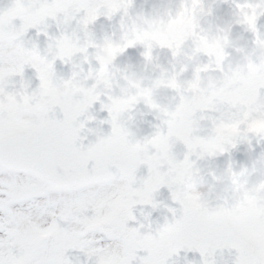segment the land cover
Here are the masks:
<instances>
[{"label":"snow or ice","instance_id":"snow-or-ice-1","mask_svg":"<svg viewBox=\"0 0 264 264\" xmlns=\"http://www.w3.org/2000/svg\"><path fill=\"white\" fill-rule=\"evenodd\" d=\"M41 2L44 0H12L11 5L16 7L9 9L8 27L0 28V100L10 91L7 86L12 77L22 76L25 66L35 70L26 56L29 52L38 53L39 48L35 43L25 47L22 37L28 29L35 28L37 34L42 32L54 39L56 36H48L46 31L49 20L56 22L59 34L66 35L78 30L81 21L86 25L95 21L97 17L84 16L88 7L99 9L98 15L110 9L108 17L119 11L118 6L104 0H69L71 6L79 9L74 15L56 12L37 20L24 15L25 8ZM47 3L56 7L54 0ZM130 6L131 0H127L125 10ZM236 8L254 14L249 30L258 40L261 36L255 20L264 13V4L237 3ZM17 19L18 26L13 23ZM73 23L76 27H72ZM176 54L172 52L173 56ZM50 68L48 79L35 71L39 80L35 91L42 98L38 112L23 107L0 108V264H72L65 255L69 250L83 253V264H167L181 249L199 252L201 264H217L216 254L223 249L235 250L231 264H264V214L242 215L233 222H209L201 209L190 204L186 185L178 186L170 175L168 165L190 166V150L177 160L172 153L174 144L170 145L167 163L149 165L147 174L138 177L140 165L131 161L118 142L107 151H97L99 143L95 140L85 145L79 135V118L88 114L99 97H93L83 107L78 106V96L56 102L49 89L64 78H57L54 67ZM20 83H24L23 79ZM262 90L264 85L254 91L250 117L264 111ZM101 107L107 105L102 103ZM223 110L216 112L213 119ZM57 112L62 118H57ZM88 117L92 118L91 114ZM108 122L111 123V113ZM203 122L197 127L200 135L208 128L201 127ZM116 132L113 125L106 135L113 137ZM145 186H150V198L145 203L155 207L154 194L166 186L171 200L178 205L169 208V238L158 248L150 246L149 238L138 231L139 227L128 226V221L135 219L128 194ZM159 228L160 225L155 230ZM141 251L146 255L138 256Z\"/></svg>","mask_w":264,"mask_h":264},{"label":"clouds","instance_id":"clouds-1","mask_svg":"<svg viewBox=\"0 0 264 264\" xmlns=\"http://www.w3.org/2000/svg\"><path fill=\"white\" fill-rule=\"evenodd\" d=\"M10 7L16 5L10 4L7 8L0 9V25L3 29H7L9 24ZM39 7L41 12L38 14L41 16L53 15L56 12V8L49 10L46 4H41ZM210 15L211 10L206 11L201 6L200 0H178L175 5L171 0H162V3L152 11L139 12L134 18L128 17V22L125 23L123 16H128V11L124 8L119 38L114 40L111 36L105 37L96 44L91 53L93 59L103 68L111 65L113 57L122 48L133 44L143 47L144 66L135 71L127 68L116 69L112 73V83L105 85L109 91L116 93L119 115L135 118L137 105H143L152 113L155 109L154 120L160 119V123L164 124L166 121L162 117L168 115L167 105L172 103V90H175L177 95L184 93L181 105L192 104L199 100L201 110H208L205 113L207 118L200 121H208L210 126L204 135H198L225 147L246 140L250 134L264 136V111L259 112L255 117L249 116V105L253 103L254 97L241 100L239 103L232 99L234 92L250 74L259 71L264 75V37L261 36L254 41L255 48L247 51L231 38L230 24L218 25L205 19ZM201 20L204 26H201ZM253 22L254 14L251 11L237 9L233 23L250 29ZM184 25H187L186 38L191 41V52L184 54L178 46L177 54L173 59L175 60L177 55H183L185 62L179 63V71L176 70L175 65L170 71L155 63L152 52L156 48L163 49L161 44L167 47L169 41L166 37ZM77 31L81 33L84 31L83 22L78 30H73V32ZM62 41H64L63 35L59 41L47 40L43 49L45 54H51L53 58L59 55L60 53L54 52L53 48L61 47ZM73 50L77 49L73 47ZM37 54V52H29L26 60H34ZM190 64H193L190 75L181 79V76L188 72ZM221 67L224 71L219 72ZM88 76H93V73L89 72ZM217 84L220 88L216 87ZM229 87L233 92L224 91ZM51 89H54L58 97H64L66 88L60 83L55 84ZM205 92H208L207 96L204 95ZM41 102V96L35 89L29 90V86L24 82L19 83L18 88L13 87L3 94L0 108L7 110L10 107H23L26 111L36 113L40 109ZM225 104L227 107H223ZM221 108L224 110L220 112V116L213 119V114ZM87 119L89 122L92 120L89 117ZM128 122L131 123L133 120L130 119ZM80 124L79 134L84 132L81 136L83 140L88 135L95 136V141L98 143L107 140V136L102 134L98 127L85 129L84 122ZM140 130L137 126V131ZM135 136L137 137L136 133ZM159 142V128H157L155 132L139 136L133 148L142 157H146ZM190 151L197 160L211 157L216 153L215 149L203 146H199L197 150V145H193ZM195 163V160L190 161V166L186 168L182 164L177 172V185H186L185 191L190 204L201 209L209 222L217 219L233 222L238 219V210H254L264 205V160L261 161L260 169L254 166L251 171L243 166L236 171L229 167L222 175L213 176V183H208L199 176V169L195 167ZM128 198L133 201V207L142 206L140 214L145 220L151 212H145L143 206L149 205L152 210L164 207L158 205L156 201L155 207L145 203L150 198L149 192L138 195L132 192L128 194ZM167 225L168 216L163 215V223L158 230L145 232L153 248L162 246L167 240L169 232Z\"/></svg>","mask_w":264,"mask_h":264},{"label":"water","instance_id":"water-1","mask_svg":"<svg viewBox=\"0 0 264 264\" xmlns=\"http://www.w3.org/2000/svg\"><path fill=\"white\" fill-rule=\"evenodd\" d=\"M12 0H0V9H5L10 6ZM56 4V12H66L69 15H74L79 9L71 6L69 0H54ZM46 4L48 9L53 7L49 6L47 0L41 3H32L30 7L23 10L24 15L29 19L37 20L41 17L39 12L41 9L39 5ZM55 12V13H56ZM45 16V15H44ZM15 25H19L20 21L14 20ZM49 27L46 29L48 36H56L54 39H49L42 32L37 34V29L30 28L24 34L22 39L27 41L25 47H31V43H35L39 52L37 58L46 63L49 71L50 66L54 67L57 78H64L60 83L66 88L63 98L58 97L55 94L54 89L49 92L51 97L56 102L69 101L73 96H78L79 107L86 105L93 97H99L91 104V108L88 109V114H91L92 120L88 121V114L82 115L79 119L80 122H84L85 129L87 128H99L102 134H107L112 126L117 128L115 136H107L105 142L99 143L97 151H107L114 142H118L128 153L129 158L136 164L140 165L137 171V176H144L147 174V166L159 165L161 163H167V156L169 154L170 145L174 144L172 153L177 160L183 159L186 151L191 150L193 145L207 147L209 149H215L217 152L223 144H217L211 140L206 139L203 136L198 135L197 127L201 119H206L205 113L207 109L201 110L199 107V100L194 101L192 104L181 105V100L184 95L181 92L177 95L175 90H172V103L167 105L168 115L162 118L166 123L161 124L160 119L154 120L155 109L153 113L144 108L143 105H137L135 118L122 117L118 114L119 105L116 101V93L109 91L105 85L112 83V73L116 69H130L132 71L142 68L143 66H137L125 58L114 56L111 65L101 67L95 59H93L91 53L97 44V28L94 23L90 25L84 24V31L81 32H69L68 34H59L56 22L49 20L47 22ZM82 23V21H81ZM80 23V25H81ZM72 27H76L73 23ZM0 28H3L0 25ZM61 35L64 37L62 46L59 48L54 47V52H59L55 58L51 54H45L44 48L46 47L47 40H60ZM73 47L77 50H73ZM86 57L87 59H83ZM175 64H168L165 67L170 71ZM176 70H178L177 65ZM92 72L93 76H88V73ZM150 75V73H146ZM70 81V82H69ZM79 81V83H77ZM106 104L107 108H102L101 104ZM163 107V106H161ZM109 113H111V123H109ZM57 118H62L61 114L57 112ZM133 122L129 123V120ZM137 126L141 129L137 131ZM210 126V122L204 121L203 127ZM159 128L160 142L154 148H152L146 157H142L137 150L133 148L136 143V139L139 136L148 135L152 131ZM135 133L137 137L135 136ZM80 136L84 135L82 131ZM95 136L88 135L83 143L87 145L89 141H94ZM261 142V137L249 135L246 140L237 142L233 147H227L224 152H217L211 157H205L197 160L196 157L190 156V160H195V167L199 169V176L206 180L208 183H213V176H219L225 173V171L231 167L234 171L239 170L240 167L250 169L255 164L256 151ZM170 168V175L173 182L178 183L177 172L182 167V164L168 165ZM183 167H187L183 165ZM159 182V178L157 181ZM150 191V186H145L139 191H135V194L147 193ZM154 199L158 205H163V208L152 210L149 205L143 206L145 212H151V215L147 220L140 214L142 206L137 205L132 209V215L135 219L142 221L146 225L153 227L154 229L163 223V215H167L171 219V213H169L170 207H178L172 200L169 189L166 186H162L156 194ZM169 238V232L168 237ZM179 264H201V256L197 251L181 249L178 254L173 255ZM235 256V250H218L216 254L217 264H231V260Z\"/></svg>","mask_w":264,"mask_h":264},{"label":"rangeland","instance_id":"rangeland-1","mask_svg":"<svg viewBox=\"0 0 264 264\" xmlns=\"http://www.w3.org/2000/svg\"><path fill=\"white\" fill-rule=\"evenodd\" d=\"M171 2L173 5H175L178 2V0H171ZM245 2L252 4H264V0H200L201 6L206 11L209 9L211 10V15L205 17V19L211 20L218 25L230 24L231 38L236 40L240 46L245 47L247 51H252L255 48L254 45L255 34H253L245 26L233 23V19L237 11L236 4L237 3L242 4ZM104 3L118 6L119 11L114 13L111 17H108L107 13H110L111 11L110 9H105V14H99V15H98L99 9L95 7H88L84 10L85 17L89 19H91L92 17H97L94 22L96 23L98 28L97 31L98 43L100 40L104 39L107 36H111L112 39L114 40L119 38L122 31L121 18L123 16L124 5L127 3V0H104ZM161 3L162 0H131V6L127 10L128 16H123L124 22L127 23L128 17L134 18L135 15L139 12L148 13L152 11ZM173 11H175L174 7H173ZM201 26H204L203 20H201ZM255 26L257 29V34L264 37V13H260L258 15L257 19L255 20ZM187 33H188L187 25H184L181 28L174 31L173 33H171L168 37H166V39L169 41L167 47L161 44V47L163 49H159V48L153 49L152 55L155 63L159 65H163L174 61L179 65L180 62H185L183 55H177V57L174 60L172 52L173 51L176 52L177 47L179 46L181 52H183L184 54H190L192 45H191V41L186 38ZM142 52H143L142 46L133 44L129 47L122 48L116 54V56L126 57L129 58L134 63L144 65V58L142 56ZM26 61L27 63L34 65L35 70L29 66H25L22 76H14L11 78V82L8 85V90H12L13 87L18 88L21 79H23V81L29 86V90L35 89L39 85V80L36 77L35 71H38L40 76L44 77L45 79L49 78L50 74L43 63L35 59L31 61L29 60ZM192 66L193 64L189 65L188 72L183 76H181V79L187 78V76L190 75ZM218 71L222 72L224 71V68L221 67V69H219ZM249 78L251 83L253 84H256L258 82L264 83V75H262L259 71L256 72L253 76L251 75ZM216 87L220 88V85L217 84ZM257 87L258 86H254L253 89L255 90ZM224 91L231 93L233 89L229 87ZM237 92L238 93L232 96V99H234L237 103H239L241 100L249 99V95L243 92L242 88L239 87ZM205 94L207 96L208 92H205ZM262 94H264V90L262 91ZM213 115L214 117H216L217 114H213ZM262 147H264V137H263ZM260 167H261V163L258 166H256L257 169H260ZM253 175H255V173H253ZM246 214H255V215L264 214V209L257 208L254 210H238L237 212L238 219H240L242 215H246ZM141 225H143V227H141ZM128 226L139 227L141 233H145L148 230H153L152 228H149L144 224L134 220L128 221ZM103 242L105 241H102V243ZM149 244L150 246H152L151 240H149ZM65 255H67L69 259L72 260V264H77V258L79 260V258L84 257L83 253L77 252L75 250H69L68 252L65 253ZM137 255L143 256L146 255V253L141 251L138 252ZM79 262L80 264H83L84 261L79 260ZM134 264H138V262H134ZM167 264H177V263L172 256L169 258Z\"/></svg>","mask_w":264,"mask_h":264}]
</instances>
